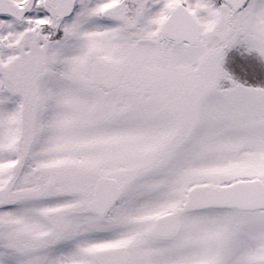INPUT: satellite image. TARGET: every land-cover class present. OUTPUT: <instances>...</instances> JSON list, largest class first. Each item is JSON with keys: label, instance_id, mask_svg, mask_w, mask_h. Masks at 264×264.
Listing matches in <instances>:
<instances>
[{"label": "snow or ice", "instance_id": "obj_1", "mask_svg": "<svg viewBox=\"0 0 264 264\" xmlns=\"http://www.w3.org/2000/svg\"><path fill=\"white\" fill-rule=\"evenodd\" d=\"M0 264H264V0H0Z\"/></svg>", "mask_w": 264, "mask_h": 264}]
</instances>
